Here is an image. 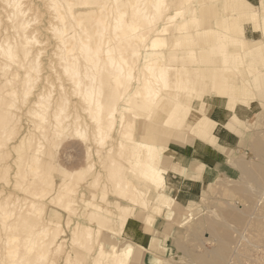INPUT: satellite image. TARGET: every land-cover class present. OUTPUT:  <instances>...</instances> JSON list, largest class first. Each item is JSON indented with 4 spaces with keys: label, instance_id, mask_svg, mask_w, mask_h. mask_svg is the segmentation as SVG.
<instances>
[{
    "label": "bare ground",
    "instance_id": "obj_1",
    "mask_svg": "<svg viewBox=\"0 0 264 264\" xmlns=\"http://www.w3.org/2000/svg\"><path fill=\"white\" fill-rule=\"evenodd\" d=\"M210 1L0 0V264H75L105 251L111 264L130 261L131 241L138 239L134 227L92 236L91 219L116 225L96 212V201L114 197L118 207L134 214L146 204L147 193L133 176L164 192L173 185L172 174L160 167L166 156L148 133L150 121L175 134L209 115L210 98L196 85L204 30L225 65L232 57L240 60L239 49L245 50L226 26L212 28L211 17L203 26L197 23L200 6ZM223 71L220 78L226 77ZM71 148L78 151L77 160L67 166L61 158ZM255 149L261 150L260 143ZM260 153L264 159V150ZM120 166L142 175L123 176ZM245 174L249 193L252 183L259 184V173L246 168ZM256 203L261 207L250 225L264 234V191ZM79 205L89 223L75 217ZM238 210L241 214L230 213L236 222L244 214ZM217 225L212 231L219 246L212 252L223 259L231 254L233 261L219 264H244L243 250L234 248L239 233ZM124 236L132 240L121 246Z\"/></svg>",
    "mask_w": 264,
    "mask_h": 264
},
{
    "label": "rangeland",
    "instance_id": "obj_2",
    "mask_svg": "<svg viewBox=\"0 0 264 264\" xmlns=\"http://www.w3.org/2000/svg\"><path fill=\"white\" fill-rule=\"evenodd\" d=\"M246 1L249 3L246 4L248 6L250 3L256 4V7L258 5L255 0ZM215 11V6L209 2L203 3L198 11L200 19L197 20V23L203 26L202 20L211 17L212 14L216 15ZM187 26L188 31H192L194 22L189 23ZM258 38L253 37V42L260 41ZM217 50L221 53L220 49ZM257 68L264 70L262 64ZM245 69V66L241 67L243 75L251 79L252 75L249 74L247 69L245 71ZM258 82L260 85L258 88L250 87L255 92L253 103H241L237 105L233 112L227 109L225 98H221L216 94H214L213 98L208 97L210 98L208 100L209 115H212L218 109V104L222 105L223 109L228 113L221 120V126L216 131L219 143L223 145V149L217 148L213 143L209 142H197L196 146H194L195 142L190 136H188L187 140L181 142L168 140L170 148L181 155L188 154L191 157L194 147L204 149L203 156L198 152L194 154L202 160H207L205 156L209 150L216 149L223 164L229 162L228 167H230L231 171H234V175L222 176L216 172L214 173L211 170L212 168L209 169L211 172L205 173L206 169L203 168L204 171H200L202 175L196 176L193 178L194 180H187L184 174H177L174 173V170L169 169L172 174L171 180L173 181V185H167L165 189V194H168L169 197L164 200L167 206L164 211L157 209L159 207L158 204H161V202L156 201L158 200L157 198L155 201H152L147 194L144 197L147 201L146 204L143 205L141 203L136 206L132 210L134 214L126 213L118 207V202L116 205V198L108 199L107 197H102L96 201L98 208L96 212L103 216L112 217L116 220V225L113 226L111 223L103 225L98 218L95 220V218L91 219L81 216V205L78 206V212L75 215L77 218L80 217L78 221L86 220L89 223L90 219L92 220V236L96 235L99 231L108 230L110 232L112 227H123L126 229H130L131 226L134 227V232L138 235V239L136 237L133 241L130 236H124V242L121 244L122 246L127 240H132L130 261L133 263L136 259L134 264H141V261H145V259V264H219L222 261L230 260L231 254L229 255L230 259L228 255L223 259V255L212 252L219 246L220 239L212 231V227L219 221L221 225H217V227H231L232 230H235L230 232L232 233L231 235L236 236L237 232L239 233L240 238L238 239L236 236L234 248L236 253L238 250L240 252L243 250L242 252H244L245 256L244 264H264V234L259 233L258 228H253L256 227L254 224L250 225V221L253 219L252 214L257 213L261 207L256 202L259 201L264 191V159L260 153L264 150V142H262L264 141V76ZM233 113L238 115L239 122L233 119ZM153 121L154 119L150 121V124H153ZM78 139L75 138L74 141L77 140L76 143H79L78 141L81 142V139ZM257 141L261 145V150L255 149L259 144ZM254 142L258 144L255 143L256 146L252 147ZM70 150H72L71 153L68 152L70 155L68 154L66 157L61 158V161L67 166H71L74 163L73 159L77 160L78 155V151L76 152L73 148ZM169 158L171 161L173 159L174 162L178 161L182 163V165H187L189 161L187 159L176 160L172 157ZM167 159L166 157L165 162ZM232 160L237 163L236 165L239 166L244 163V166H235L231 163ZM121 163L123 165L125 161H121ZM119 168L123 169V176L131 172L142 175L137 172L135 167L133 170L124 169L123 166ZM246 168L249 171L255 170L259 173V184L256 182L252 183L250 187L252 191L249 193H246V188L249 190L250 186L246 182ZM117 176H120V173ZM112 182H114V179H112ZM96 184L92 183L90 190H94ZM116 194L119 195L118 200H121V195L119 193ZM157 197H160V195ZM230 204H234V207ZM246 204H248V209L246 208ZM240 208L244 214H242L241 221L236 222L230 216V213L236 211L237 214H241V211L238 210ZM58 212L63 218L66 215L62 210L61 212L58 210ZM124 219L127 220L123 225ZM247 227H251L253 232H249V228ZM145 229H147V232ZM242 236H244L243 240ZM109 254L105 251L102 256L81 257L77 259L75 264H111ZM249 255H251V262L249 261ZM232 258L235 259V256ZM125 261V264H131L127 257ZM231 262L233 263L232 259Z\"/></svg>",
    "mask_w": 264,
    "mask_h": 264
},
{
    "label": "crops",
    "instance_id": "obj_3",
    "mask_svg": "<svg viewBox=\"0 0 264 264\" xmlns=\"http://www.w3.org/2000/svg\"><path fill=\"white\" fill-rule=\"evenodd\" d=\"M255 1L258 3L257 7L256 4L251 3L249 6L246 5L248 3L246 0L210 1V4L216 7V15L212 14L209 20L212 24L211 27L225 31V27L223 29V26H226L231 36L243 40L245 50L239 49L238 55L241 57L240 60H235V58L232 57L228 65L223 64L222 53L218 50L213 51V48H211L206 41L205 35L209 29L203 31L204 33L199 36L197 51L200 63L197 67L199 70V77H197L196 81L198 92L210 98H213L215 96L214 94L221 98H225L227 109L231 112L235 111L237 105L241 103H253L255 92H253V88L250 89V87L258 88L260 86L258 81L264 76L262 75L264 70L257 68L260 64L264 67V26L262 25V20L264 19V0ZM241 30L248 32L249 35H242ZM253 37H259L258 39H260V41L254 43L252 40ZM210 51H212V53H210ZM209 55H211V58ZM207 57H209L210 61H207ZM243 66H245L249 74L252 75L251 79L243 75L241 70ZM222 70H225L223 72L226 74V77L220 78L219 75ZM217 72L218 75L216 74ZM218 105V109L214 111L212 115L202 114L192 123L185 124L187 126L175 132V134L170 133L171 130L165 127L167 126L166 124H160L156 119L153 121V124L149 126L151 131L148 133L153 135L156 139V143L163 147L161 153L162 158L168 156L176 160H189L187 165H182V163L178 161L174 162L173 159L172 161L169 159L167 163L165 162V165L161 164L160 167L164 166L168 171L171 169L175 171L174 173L184 174L187 180H191L200 174L202 175L200 171L203 172V168L206 169L205 173L211 172L209 169L212 168L211 170L214 171V173L216 172L222 176L234 175V171H231L230 167H228L229 162L223 164V161L219 158V152L214 148L209 150L210 152L208 151L206 154L205 157L207 160H202L200 157L194 155L197 152L202 155L204 153V149L202 148L194 147L192 149V156L190 157L188 154H178L175 150L171 149L168 144V140L181 142L187 140V138H189L188 136H190L195 142L194 146H196L197 142H209L211 144L213 143L217 148L223 149V145L219 143L216 131L221 126V120H223L228 113L223 109L222 105ZM232 116L235 121H240L236 113H233ZM189 140L191 141V139ZM231 163L238 166L233 160ZM242 164L239 166H244V163ZM132 178L140 188L146 191L148 197H150L152 201H155L157 198L158 200L156 201L161 202L158 206L163 208L167 207L164 200L168 199L169 196L165 194L164 191L141 177L133 176ZM158 195H160V197H157ZM145 231L147 232V229H145ZM147 236L151 237L149 235Z\"/></svg>",
    "mask_w": 264,
    "mask_h": 264
}]
</instances>
